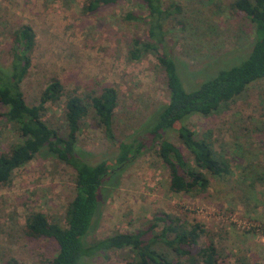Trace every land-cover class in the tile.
<instances>
[{"label":"rangeland","instance_id":"rangeland-1","mask_svg":"<svg viewBox=\"0 0 264 264\" xmlns=\"http://www.w3.org/2000/svg\"><path fill=\"white\" fill-rule=\"evenodd\" d=\"M232 1L163 0L178 8L166 24L165 45L184 70L185 89L200 80L199 70L205 64L210 67L203 78L218 67L238 62L250 47L252 25L229 9ZM84 2L0 0V65L6 66L11 57L10 34L20 24L29 25L35 39L29 68L20 83L25 102L36 105L46 84L57 79L63 95L43 104L42 118L62 129L67 93L86 99L102 86H111L117 96L113 138L125 141L155 106L167 100L164 75L155 55L138 61L126 58L130 39L144 37L142 23L123 18L126 11L143 13L135 0L118 1L92 13L83 11ZM186 123L211 141L214 153L228 164L230 172L211 178L208 189L199 195L170 192L167 169L152 145L126 163L119 174L109 175L118 174L117 184L103 198L87 239L146 228L152 215L163 211L201 223L223 264H264V78L216 112L192 115ZM165 138L186 153L176 134L168 132ZM16 141L13 127L0 122V152ZM77 146L89 163L110 160L115 151L90 113L81 119ZM73 181L69 165L41 154L12 172L10 180L0 186V264L10 256L24 264H37L55 253L52 242L24 235V219L36 210L48 221L64 225ZM128 255L126 250H111L90 259L89 264H124Z\"/></svg>","mask_w":264,"mask_h":264},{"label":"trees","instance_id":"trees-1","mask_svg":"<svg viewBox=\"0 0 264 264\" xmlns=\"http://www.w3.org/2000/svg\"><path fill=\"white\" fill-rule=\"evenodd\" d=\"M118 1L127 0H85L82 9L92 13ZM135 1L143 8V13L126 11L123 18L142 23L144 37L130 39L126 58L138 61L145 55H155L164 75L167 100L155 106L133 137L125 141L113 138L117 96L115 89L108 85L86 99L67 93L62 106V129L45 122L43 104L58 100L63 88L57 79H51L42 89L36 105L25 102L20 83L29 68L34 33L29 25L20 24L10 34L11 57L6 66L0 65V105L4 108L0 111V122L13 127L18 141L0 152V186L10 180L16 168L36 154L62 161L74 171V193L64 210V225L48 221L36 210H30L24 219L23 231L27 238L44 239L55 246V253L37 264H89L90 259L111 250L128 252L124 264H223L201 223L168 212H155L146 228L113 232L92 240L87 239V235L94 226L103 198L115 188L121 169L152 145L156 146L155 154L167 169L170 192L196 196L208 189L211 178H221L230 172L228 164L214 153L211 141L204 134L194 132L186 121L192 115L216 112L248 85L264 78V0L229 3V9L243 15L252 25L253 39L245 51L246 56L214 69L203 78L204 71L210 67L205 64L199 70L200 80L189 81L190 89L183 86L184 70L165 45L166 24L173 11H178L177 6L172 2L165 5L163 0ZM88 113L115 148L110 160L89 163L83 158L85 152L77 146L80 122ZM168 132L176 134L186 153L165 138ZM144 140H149L150 144L146 146ZM113 173L118 174L109 178ZM156 243L162 247H156ZM1 264L24 263L10 256Z\"/></svg>","mask_w":264,"mask_h":264}]
</instances>
